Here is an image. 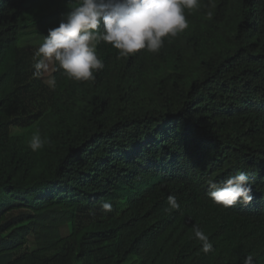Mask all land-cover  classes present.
I'll return each mask as SVG.
<instances>
[{
    "label": "trees",
    "instance_id": "16d2710c",
    "mask_svg": "<svg viewBox=\"0 0 264 264\" xmlns=\"http://www.w3.org/2000/svg\"><path fill=\"white\" fill-rule=\"evenodd\" d=\"M65 13L0 0V264H264V0H199L158 53L99 40L95 81L34 74L24 41ZM240 171L253 200L215 204L207 181Z\"/></svg>",
    "mask_w": 264,
    "mask_h": 264
},
{
    "label": "clouds",
    "instance_id": "9594fccd",
    "mask_svg": "<svg viewBox=\"0 0 264 264\" xmlns=\"http://www.w3.org/2000/svg\"><path fill=\"white\" fill-rule=\"evenodd\" d=\"M199 0H78V6L62 18L57 27L49 28L43 43L34 53L35 75L39 76L49 68L50 62H57L67 77L76 81H95V73L104 68V62L96 52L99 40L119 50L127 57L146 49L158 53L164 45V38L175 37L189 27L185 9H194ZM212 17V13H208ZM103 25V31H97ZM47 141L37 131L29 140L32 151L44 147ZM208 196L225 208L237 203L247 205L253 200V188L249 176L240 171L222 182L207 181ZM170 210H178L180 204L175 196H168ZM104 214L113 211L111 202L102 201ZM95 215L94 210H90ZM195 238L201 242L204 253L214 251L212 242L205 232L196 227ZM243 264H254V257L248 255Z\"/></svg>",
    "mask_w": 264,
    "mask_h": 264
},
{
    "label": "rangeland",
    "instance_id": "374dc122",
    "mask_svg": "<svg viewBox=\"0 0 264 264\" xmlns=\"http://www.w3.org/2000/svg\"><path fill=\"white\" fill-rule=\"evenodd\" d=\"M78 6V0H61V7H63L66 10V13L61 17L64 18L66 14L71 10L72 7ZM56 27L55 21H48L45 25L39 26L38 29H49ZM47 36V34H36L33 36H30L24 41V44H27L32 49L38 50L39 46L43 43L44 37ZM14 132H20L17 128L13 129ZM21 211H15L12 212V214L17 215ZM69 231L68 228H64V233L67 234ZM30 239V237H28ZM30 245L33 244L32 241L29 243Z\"/></svg>",
    "mask_w": 264,
    "mask_h": 264
}]
</instances>
